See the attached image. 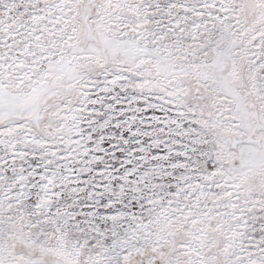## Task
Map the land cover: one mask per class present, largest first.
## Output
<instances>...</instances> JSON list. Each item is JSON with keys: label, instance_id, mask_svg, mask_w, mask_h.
I'll list each match as a JSON object with an SVG mask.
<instances>
[{"label": "snow or ice", "instance_id": "snow-or-ice-1", "mask_svg": "<svg viewBox=\"0 0 264 264\" xmlns=\"http://www.w3.org/2000/svg\"><path fill=\"white\" fill-rule=\"evenodd\" d=\"M0 264H264V0H0Z\"/></svg>", "mask_w": 264, "mask_h": 264}]
</instances>
